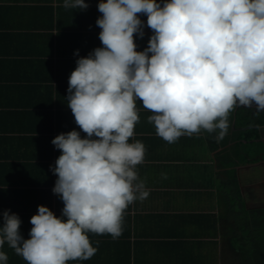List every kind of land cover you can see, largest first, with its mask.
Instances as JSON below:
<instances>
[{
  "label": "clouds",
  "instance_id": "obj_1",
  "mask_svg": "<svg viewBox=\"0 0 264 264\" xmlns=\"http://www.w3.org/2000/svg\"><path fill=\"white\" fill-rule=\"evenodd\" d=\"M63 7L89 4L63 0ZM97 9L102 47L76 60L66 97L86 135L72 130L51 141L61 153L49 168L61 215L38 206L25 239L20 217L5 210L0 264H8L5 244L26 264H69L97 253L90 234L122 235L128 207L149 196L137 167L146 148L131 139L138 102L169 144L201 131L222 140L236 108L264 112V0H99ZM138 14L153 32L143 51Z\"/></svg>",
  "mask_w": 264,
  "mask_h": 264
},
{
  "label": "crops",
  "instance_id": "obj_2",
  "mask_svg": "<svg viewBox=\"0 0 264 264\" xmlns=\"http://www.w3.org/2000/svg\"><path fill=\"white\" fill-rule=\"evenodd\" d=\"M85 3L88 9L80 11L65 9L63 0H0V226L3 212L11 210L22 221L25 239L38 206L57 217L64 206L52 192L57 177L49 168L61 153L51 141L81 131L67 107L68 79L77 59L102 47L99 0ZM138 15L145 35L135 43L143 51L153 32L147 16ZM137 107L140 120L131 139L146 148L137 167L149 196L128 207L119 238L90 234L97 253L69 264H244L232 247L238 235L235 216L242 205L249 209L256 186L239 180L227 187L207 132L169 144L148 123L150 110L139 102ZM3 251L8 264H26L7 244Z\"/></svg>",
  "mask_w": 264,
  "mask_h": 264
},
{
  "label": "trees",
  "instance_id": "obj_3",
  "mask_svg": "<svg viewBox=\"0 0 264 264\" xmlns=\"http://www.w3.org/2000/svg\"><path fill=\"white\" fill-rule=\"evenodd\" d=\"M161 2V0H157ZM228 134L217 140L216 133H207V142L215 159L223 164L230 189L241 180L253 183L256 199L249 209L236 213L238 235L234 237L233 250L244 259V264H264V189L260 182L264 179L261 156L264 145L254 124L264 125V113L252 115L242 108H236L229 117ZM236 200L240 197L232 195ZM236 196V197H235Z\"/></svg>",
  "mask_w": 264,
  "mask_h": 264
},
{
  "label": "flooded vegetation",
  "instance_id": "obj_4",
  "mask_svg": "<svg viewBox=\"0 0 264 264\" xmlns=\"http://www.w3.org/2000/svg\"><path fill=\"white\" fill-rule=\"evenodd\" d=\"M238 108H242V109H244V110H246V111H249V112H251L252 115L263 114V113H264V112L256 113L254 109H248V108H245V107H238ZM263 126H264V125H263ZM262 137H263L262 140H263V145H264V134H262ZM262 156H263V158H261V159H263V161L261 162V163H262L261 166L264 167V152L262 153ZM262 156H261V157H262ZM260 186H261V187H264V179H263V181L260 182Z\"/></svg>",
  "mask_w": 264,
  "mask_h": 264
},
{
  "label": "water",
  "instance_id": "obj_5",
  "mask_svg": "<svg viewBox=\"0 0 264 264\" xmlns=\"http://www.w3.org/2000/svg\"><path fill=\"white\" fill-rule=\"evenodd\" d=\"M260 138H262V134H261V133H260ZM262 142H263V140H262ZM261 158H263V156H262ZM261 158H260V159H261Z\"/></svg>",
  "mask_w": 264,
  "mask_h": 264
}]
</instances>
